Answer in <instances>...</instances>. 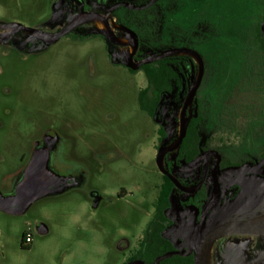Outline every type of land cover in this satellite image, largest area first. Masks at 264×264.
Masks as SVG:
<instances>
[{
	"label": "rangeland",
	"instance_id": "374dc122",
	"mask_svg": "<svg viewBox=\"0 0 264 264\" xmlns=\"http://www.w3.org/2000/svg\"><path fill=\"white\" fill-rule=\"evenodd\" d=\"M150 1L0 0V29L51 35L77 14L110 9L115 34L138 42L136 58L173 48L201 56L204 74L188 110L190 118L200 109L201 138L231 140L236 131L244 137L247 124L264 121V53L249 37L256 23L264 33V0H156L144 22L114 7ZM97 30L104 33L100 23L88 22L55 43L21 31L0 42V193L13 191L48 129L62 140L61 159L86 177L82 187L42 198L22 215L0 211V264H121L117 240L137 237L145 222L148 206L138 193L151 199L157 180L156 131L163 126L168 140L177 136L183 99L172 92L165 114L153 121L140 112L135 95L147 86L143 72L124 69L118 47ZM197 71L195 63L189 87ZM120 187L128 193L123 201L116 200ZM91 190L101 196L96 208ZM37 222L46 224L47 235L35 232ZM24 233L32 237L26 252Z\"/></svg>",
	"mask_w": 264,
	"mask_h": 264
},
{
	"label": "flooded vegetation",
	"instance_id": "af4514ba",
	"mask_svg": "<svg viewBox=\"0 0 264 264\" xmlns=\"http://www.w3.org/2000/svg\"><path fill=\"white\" fill-rule=\"evenodd\" d=\"M149 3L134 9L127 8L121 3H117L114 7L122 8L127 14L130 10H141L148 7L152 9L155 2L147 6ZM88 12L93 11H84L74 16L73 19ZM98 14L106 19L112 33L124 41L123 36L119 37L115 34L116 19L111 18L110 9ZM111 22L113 25H110ZM259 25L262 28V25ZM5 30L0 29V33ZM124 36L128 38V41L125 42H129L130 35ZM252 45L254 46L253 43ZM117 47L116 54L126 62L127 56L131 54V48ZM138 49L139 44L137 42V48L133 55L134 64L144 58H136ZM257 50L262 52L258 48ZM141 67L135 71L143 72ZM123 68L129 73H136L125 64H123ZM190 83L188 82L185 93L177 98L178 101L183 99L184 102L188 91L194 84L189 87ZM144 89L138 90L135 95L136 106L140 112L153 121L158 114L162 116L165 114V108L169 107L170 104L166 98L171 97L172 92L164 95L159 100V106L157 103L154 106L153 115H149L140 107V99L144 94ZM173 92L176 97L175 91ZM145 94L147 95L146 102H149L153 92L147 91ZM195 97L185 114V120L189 119L186 123L185 135L192 118H189L188 110L192 107ZM182 105L178 112V128ZM202 126L203 123L200 126L198 143L195 147H187L185 152L180 153L184 135L177 149L162 156L161 166L163 170L175 179L184 190H181L171 179L162 174L156 165V157L159 151L168 150L173 146L179 136L180 128L177 136L171 140H168V133L163 126L157 129L156 152L153 160L157 180L151 187V199H148L145 193H138L140 204L142 205L143 202L148 208L145 211V222L137 237L131 240L121 236L115 244V250L122 255L121 264H195L194 255L198 241L199 246L204 247L207 240L216 237L214 235L218 236L213 238L204 254L205 261L209 252V264H264V232H257L258 230L261 231L262 228H258L256 232H253L254 229L249 227L246 232L236 231L240 226H254L264 222L256 223L257 219L264 216V121L247 124L245 129L247 137L246 135L242 137L243 133L236 131L235 138L223 139L222 141H214L213 138L207 136L201 138ZM61 147L60 136L55 131L48 129L40 141L35 143L30 155L31 158L36 150L46 152L49 158V167L62 179L69 178L66 184L70 186L58 195L80 188L86 182L84 171L79 165H68L61 159L62 154L59 152ZM98 157L101 158V154H98ZM15 187L16 185L10 194L3 195L0 193V195L2 197L13 196ZM126 196H128L126 189L120 187L116 194V200L123 201ZM89 198L93 207H98V200L101 198L99 191L91 190ZM0 211L4 212L1 209ZM181 226L190 229V231H182ZM34 230L40 236L48 234V227L43 222H37L34 225ZM224 232L227 234L222 235ZM31 243V235L24 233L21 238L20 249L24 252L29 251ZM167 255L169 256L167 257Z\"/></svg>",
	"mask_w": 264,
	"mask_h": 264
},
{
	"label": "water",
	"instance_id": "95a60500",
	"mask_svg": "<svg viewBox=\"0 0 264 264\" xmlns=\"http://www.w3.org/2000/svg\"><path fill=\"white\" fill-rule=\"evenodd\" d=\"M154 2H156V0H152L151 3H149L147 6H150ZM82 15L83 17L79 18V16H82ZM79 16L72 19V22L69 23L63 30L55 34H51V35L43 34L38 31L25 28L23 26L11 27V28L6 29L10 31L0 33V42L11 38L14 34L21 31L39 41H42L45 43H55L60 38L68 35L72 31H74L76 28L86 23L99 21L105 26L107 34L99 30H97L96 33L102 34L105 37V39H107L111 44L121 46V47L131 48V54L127 56L125 65L133 71L138 70L141 66L149 65L154 62L160 61L168 57H173V56H188L194 59L198 65V73H197L196 81L194 82L190 90L188 91L184 99L181 111H180L179 136L170 149L159 151L156 157V165L158 167V170L162 174L166 175L169 179H171L177 187H179L181 190H184V188L179 186V184L177 183L175 179H173L163 170L161 166V161H162V156L165 153L171 152L177 149V147L179 146L181 140L183 139L185 135V131H186L185 114H186L188 107L191 105L192 101L194 100V97L199 88V85L201 83L203 73H204V65H203V60L201 56L197 52L189 48H173V49H167V50L152 53L144 57L143 59H141L137 64H134L133 55L137 48V42L134 40V37L129 38V42L120 40L112 33V31L110 30L106 22V19L96 12L83 13ZM68 180L69 178L62 179L61 177H59L49 167V158L46 152L43 153L41 150H36L34 151L29 162L27 163L19 182L16 184L14 195L8 196V197H2L0 195V209L7 213L22 214L36 200L47 197V196L58 195L62 193L63 191H65L66 188L70 186L66 184ZM248 227L253 228L254 229L253 232H256L258 228L260 229L262 228V230L261 231L258 230L257 232H261V233L264 232V222L254 225V226H240V228H238V230L236 231L246 232L248 231L247 230ZM224 234H227V233L225 232L222 233V235ZM214 236L217 237L218 235H214ZM216 237H213V238H216ZM213 238H210L209 240H207V243L204 247L199 246V241H198L197 246H196V252L194 255L195 264H205V261H204L205 250L212 243ZM168 256L169 255H167V257Z\"/></svg>",
	"mask_w": 264,
	"mask_h": 264
},
{
	"label": "trees",
	"instance_id": "16d2710c",
	"mask_svg": "<svg viewBox=\"0 0 264 264\" xmlns=\"http://www.w3.org/2000/svg\"><path fill=\"white\" fill-rule=\"evenodd\" d=\"M150 9L151 7L141 10H130L127 12V17L131 21L144 22L145 20H149ZM250 32L251 42L256 48L264 52V33L259 23L254 24ZM194 67L193 60L187 56L168 57L142 66L141 70L145 75L147 86L143 90L144 94L140 99L141 109L149 115H153L154 106L156 103L159 106V100L164 95L175 91L176 98L182 96L187 89L188 82L192 81ZM147 91L153 92L149 102H146L147 95L145 93ZM203 121L200 109L196 108L189 122L180 153L185 152L187 147L192 148L197 145L198 132Z\"/></svg>",
	"mask_w": 264,
	"mask_h": 264
},
{
	"label": "bare ground",
	"instance_id": "6f19581e",
	"mask_svg": "<svg viewBox=\"0 0 264 264\" xmlns=\"http://www.w3.org/2000/svg\"><path fill=\"white\" fill-rule=\"evenodd\" d=\"M81 17H83V16H81ZM81 17H79V18H81ZM96 22H98V21H96ZM99 23H100L101 25H103L101 22H99ZM103 27H104V30H105V34H107L104 25H103ZM124 41H126V40H124ZM127 41H128V40H127ZM263 221H264V216H262V217H260L259 219H257V220H256V223L263 222ZM205 264H209V252H208V254L206 255V258H205Z\"/></svg>",
	"mask_w": 264,
	"mask_h": 264
}]
</instances>
